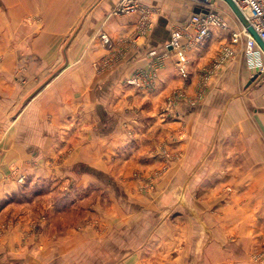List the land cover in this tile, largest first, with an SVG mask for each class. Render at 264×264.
<instances>
[{
  "label": "rangeland",
  "instance_id": "obj_1",
  "mask_svg": "<svg viewBox=\"0 0 264 264\" xmlns=\"http://www.w3.org/2000/svg\"><path fill=\"white\" fill-rule=\"evenodd\" d=\"M218 1L226 25L217 27L236 24L240 32L233 10ZM5 14L0 264H264L263 117L255 118L253 145L227 138L199 144L196 137L214 129L205 135L178 115L185 97L177 89L160 98L157 111L149 95L127 115L114 109L100 121L96 109L73 107L63 88L75 74L108 70L117 57H94L87 38L74 48L72 30L23 31L22 24H9L19 17ZM23 18L45 19L39 11ZM221 48L219 63L235 54L230 43ZM227 48L234 54L227 56ZM253 76L261 89L264 71ZM154 81L139 73L125 79L149 91ZM98 101L120 109L119 97Z\"/></svg>",
  "mask_w": 264,
  "mask_h": 264
},
{
  "label": "crops",
  "instance_id": "obj_2",
  "mask_svg": "<svg viewBox=\"0 0 264 264\" xmlns=\"http://www.w3.org/2000/svg\"><path fill=\"white\" fill-rule=\"evenodd\" d=\"M119 1L0 0V16L8 12L10 16L19 17L21 20L15 19L9 24H22L23 31L72 30L75 33L72 40L74 48L87 38L94 57L109 53L117 57L108 70L96 74L89 71L83 77L75 74L73 81L63 88L70 95L68 101L73 107L84 106L86 111L96 109L100 121L109 120L114 109L127 115L131 112L128 108L144 105V97L149 95L157 111L160 98L179 89L185 98L177 102L178 115L184 114L188 117L186 123L205 135H208L206 129H214L212 136L196 137L194 142L220 145L227 138L231 144L253 145L256 142L253 141L257 126L255 118L260 120L263 117L261 124L264 127V84L261 89L254 88L260 75L253 76L244 57L246 36L241 34L236 39L233 36L240 27L232 24L230 29L222 30L225 28L215 26L211 38L204 45L190 44L189 35L184 34L180 45L170 48L166 44L173 31L188 24L198 6L196 1L138 0L142 8L136 14L116 13L114 8ZM218 2L214 0L215 4ZM38 11L45 19L32 22L23 18ZM49 14L55 17L48 19ZM99 33L110 38L114 44L112 49L101 45ZM226 42L233 46L235 54L219 63L217 54ZM119 49L122 52L117 53ZM181 49L187 57V74L184 77L178 63ZM153 50L155 53H150ZM213 63L215 67L206 78L204 73ZM138 73L155 80L151 91L148 88L139 90L125 83L126 78ZM98 96L119 97L120 109L98 101ZM189 97L199 98L191 104ZM192 138L189 137L190 142Z\"/></svg>",
  "mask_w": 264,
  "mask_h": 264
},
{
  "label": "built area",
  "instance_id": "obj_3",
  "mask_svg": "<svg viewBox=\"0 0 264 264\" xmlns=\"http://www.w3.org/2000/svg\"><path fill=\"white\" fill-rule=\"evenodd\" d=\"M198 4L200 11L192 13L188 24L181 29L174 30L167 47L174 48L180 45V39L184 34L189 35L190 44H204L208 37L212 35L213 28L215 26L226 25L222 21L220 12L214 7L213 0H194ZM239 8L242 10L250 24L258 31L262 39L264 40V0H235ZM142 8V4L138 0H120L114 11L116 13H131L139 11ZM193 29V32H191ZM241 34L246 36L245 44V56L248 66L253 71H264V51L257 43L256 39L249 32V30L242 25L240 32H234L233 36L236 39ZM105 43L110 42V38L105 34H101ZM185 49V47H184ZM228 55L234 54V51L227 48ZM150 53H155V50ZM179 69L183 75L187 74L186 64L187 57L181 49L178 59Z\"/></svg>",
  "mask_w": 264,
  "mask_h": 264
},
{
  "label": "water",
  "instance_id": "obj_4",
  "mask_svg": "<svg viewBox=\"0 0 264 264\" xmlns=\"http://www.w3.org/2000/svg\"><path fill=\"white\" fill-rule=\"evenodd\" d=\"M226 3L230 6V8L233 10L235 15L238 17V19L241 21V23L249 30V32L253 35V37L256 39L259 46L264 51V40L258 33V31L250 24L249 20L246 18L242 10L239 8L235 0H224ZM201 9L199 7L196 8L195 11H200Z\"/></svg>",
  "mask_w": 264,
  "mask_h": 264
}]
</instances>
